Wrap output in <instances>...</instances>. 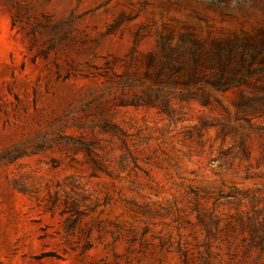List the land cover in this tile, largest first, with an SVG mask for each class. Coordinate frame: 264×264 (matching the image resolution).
Segmentation results:
<instances>
[{
	"label": "rangeland",
	"instance_id": "rangeland-1",
	"mask_svg": "<svg viewBox=\"0 0 264 264\" xmlns=\"http://www.w3.org/2000/svg\"><path fill=\"white\" fill-rule=\"evenodd\" d=\"M261 32L264 0H0V264H264V107L162 44Z\"/></svg>",
	"mask_w": 264,
	"mask_h": 264
},
{
	"label": "trees",
	"instance_id": "trees-1",
	"mask_svg": "<svg viewBox=\"0 0 264 264\" xmlns=\"http://www.w3.org/2000/svg\"><path fill=\"white\" fill-rule=\"evenodd\" d=\"M162 39L164 53L168 55L164 65L177 61V70L186 67L190 80L204 79L219 90L239 88L243 111L254 113L263 109L264 32L214 39L208 44L192 36L183 38L177 46L167 42L169 37Z\"/></svg>",
	"mask_w": 264,
	"mask_h": 264
}]
</instances>
